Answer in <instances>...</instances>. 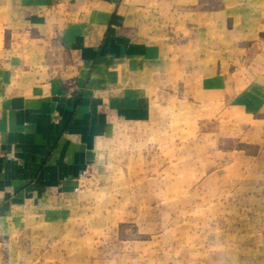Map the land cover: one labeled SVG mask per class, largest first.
I'll return each mask as SVG.
<instances>
[{"label":"crops","instance_id":"1","mask_svg":"<svg viewBox=\"0 0 264 264\" xmlns=\"http://www.w3.org/2000/svg\"><path fill=\"white\" fill-rule=\"evenodd\" d=\"M263 29L264 0H0V264L14 232L70 217L117 121L152 120L180 88L235 89L230 107L264 115L263 83L212 74Z\"/></svg>","mask_w":264,"mask_h":264},{"label":"rangeland","instance_id":"2","mask_svg":"<svg viewBox=\"0 0 264 264\" xmlns=\"http://www.w3.org/2000/svg\"><path fill=\"white\" fill-rule=\"evenodd\" d=\"M261 35L212 74L264 84ZM237 92L180 88L152 120L117 121L70 217L14 232L8 264H264V115L230 107Z\"/></svg>","mask_w":264,"mask_h":264},{"label":"built area","instance_id":"3","mask_svg":"<svg viewBox=\"0 0 264 264\" xmlns=\"http://www.w3.org/2000/svg\"><path fill=\"white\" fill-rule=\"evenodd\" d=\"M89 174V168L84 169L76 178L77 185L74 188L75 192H78L81 188L82 181L87 177Z\"/></svg>","mask_w":264,"mask_h":264}]
</instances>
